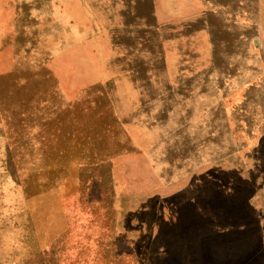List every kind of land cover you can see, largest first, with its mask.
<instances>
[{
  "label": "rangeland",
  "instance_id": "obj_1",
  "mask_svg": "<svg viewBox=\"0 0 264 264\" xmlns=\"http://www.w3.org/2000/svg\"><path fill=\"white\" fill-rule=\"evenodd\" d=\"M8 1L0 264H264V0Z\"/></svg>",
  "mask_w": 264,
  "mask_h": 264
},
{
  "label": "crops",
  "instance_id": "obj_2",
  "mask_svg": "<svg viewBox=\"0 0 264 264\" xmlns=\"http://www.w3.org/2000/svg\"><path fill=\"white\" fill-rule=\"evenodd\" d=\"M8 2L14 6H17L14 8L16 11L27 10L39 12L42 9L41 7L45 4L55 5V0L52 3L51 0H9Z\"/></svg>",
  "mask_w": 264,
  "mask_h": 264
}]
</instances>
